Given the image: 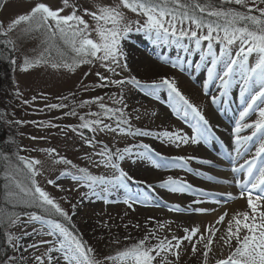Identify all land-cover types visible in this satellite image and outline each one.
<instances>
[{
  "label": "rangeland",
  "instance_id": "374dc122",
  "mask_svg": "<svg viewBox=\"0 0 264 264\" xmlns=\"http://www.w3.org/2000/svg\"><path fill=\"white\" fill-rule=\"evenodd\" d=\"M37 3H44L53 10L63 9L61 15L71 14L73 6H75L77 14L81 15L89 25H94L95 22L84 14V9L96 11L95 5L97 4L115 5L119 3V0H68L67 6L64 0H0V27L6 29L13 19L27 13ZM258 6L264 7V4ZM225 7L239 8L237 5H225ZM122 11L128 20H140L143 23L142 16H137L127 9H122ZM253 14L259 15L258 12ZM25 27L26 25L22 23L6 36L2 35L5 36L7 43L8 41L12 42L11 48L14 45L12 51L16 64L12 65L10 72L12 79L10 93L4 97L5 104L0 109L4 126L3 139L7 140L12 148L11 153L5 159H0L3 164L0 169V178L3 181L0 194V216L19 214L21 223L11 228L0 227L4 237V255L0 264H39L35 260L36 256H41L44 264H48L47 255L56 258L53 264H57V260L58 264H66L60 253H47V249L52 247V244L41 243V241L55 243L57 237L44 234L48 229L46 226H42L41 222L25 223L28 219L24 215L25 213L35 212L44 215L42 210L24 206L20 200L5 196L6 184L9 186L7 190L18 191L6 177H14L25 185L30 184V181L26 179L27 169L23 168V163L18 157L41 162L35 166L38 174L34 179L37 185L46 191L68 214L70 221L64 220L58 215L53 218L63 223L84 242L83 231V235L88 239L86 246L93 249V255L97 260H104L105 257L114 255L150 233H154L155 238L150 237L147 243L149 246H154L159 240H172L173 236L184 237L185 228L190 232L193 227H198L199 231L192 237L191 242L182 241L178 264H204V243L207 242V238L212 235V232L200 228L197 225V217L216 214L214 224L210 228L219 229L217 235H221L224 232L223 227L228 216L223 223L218 224L216 221L219 216L225 213V207L230 204H223L224 202L221 201L216 203V196L211 190L214 185L201 175L211 173L208 175L224 179V176L229 175V166L209 156L204 143H188L177 146L167 142L164 138H157V134L163 131L179 132L181 135L187 134L189 137L192 135L191 124L174 114L169 106V95L166 88L161 89L156 96H149L145 94V89L134 87L131 84L97 87V84L103 83L97 73L110 80L136 77L142 84L159 82L162 78L174 80L178 90L202 112L211 128L217 124L221 125L223 132L216 130L214 134L225 142L229 141L228 134L233 135L234 139L232 131L239 119V113L246 107V100L249 99L247 93L241 96L240 84L242 81L233 78L232 84L227 89V94L221 95L220 81L208 78L207 68L211 66L212 55L206 54L207 41L202 42L201 48L205 51H201V49H196L194 43L185 40L184 43L193 49L190 53H186L174 44L155 43L143 32L135 30L129 33L127 39L121 41L126 57L120 60V67L112 65L115 68L114 73L102 67L100 61L82 64L74 71H68L63 67L53 69L50 64L43 63L29 68L27 71H22L21 67L25 58H38L45 48L42 43L45 39L44 34L34 32L30 36H25L23 34ZM135 27L133 24V29ZM92 38L96 39L94 32ZM237 47L238 44L232 46V56H235ZM213 53L220 56L219 44L214 43ZM98 55L100 54L98 53ZM178 56L181 58L182 68L172 66ZM201 56L204 58L201 59ZM45 58H49L47 53H45ZM53 58L59 59L55 57V53H53ZM256 59V54L250 56L249 66L254 65ZM125 63L127 70L123 67ZM222 70L223 65L218 64L217 72ZM86 73L87 75H85ZM198 76H200V80H197ZM121 93L123 102L115 103V100H119ZM94 97H102V102L108 107L123 109V119L128 123L121 125L122 127L130 126L133 130L148 131L152 135H125L109 131L93 133L88 129L79 128L80 116H85V119H94L95 117H90L87 114L100 111L95 103L81 106L83 101L91 100ZM214 97L216 103H213ZM53 104H63L65 107H49ZM215 108L223 110L222 117L228 120L227 122L223 120L220 123ZM71 111H75L77 115H66ZM250 113L242 123L252 121ZM104 122L116 127L115 119H106ZM72 128H76L77 131L73 132ZM250 134L251 129L247 128L240 133V135ZM86 138L93 139V146H88L85 143ZM97 142H102V144ZM141 144L149 145L154 153L164 158L195 157L197 159H186V168H156L147 160H140L136 157L125 158L118 163L120 168L133 178L126 182L127 188L109 186L105 193L100 186H97L94 189L97 195H93L83 182L74 181L70 176L61 175L62 172L78 174L76 170L83 168L93 176L111 178L118 173L115 169L101 164V157L94 153L99 152L104 145L114 152L117 148L122 149L126 146ZM214 144H216L214 140L210 142V146ZM46 149H55V152L49 155L48 152L43 151ZM224 149L225 155H229L228 147L224 146ZM61 157L71 161V164L54 163ZM202 160L211 161L212 165L206 166L200 163L199 161ZM216 165L226 166L227 171H222ZM18 168L21 169L20 172H17ZM168 177L182 180L191 185L193 189H202L210 195H201L194 191L172 192L160 186L161 182ZM49 180L53 183H48ZM231 189L229 183H224V190L234 194V191H230ZM137 196L143 203L133 202L132 207H129L123 202L128 197ZM240 199L243 198L237 196V199L230 203ZM196 200L201 202L193 203ZM243 203L245 209L242 212H250L246 197ZM74 205L75 208H73ZM173 206H179L182 211H175ZM197 207L209 211L200 214L184 210ZM258 210L264 211V205L260 204ZM161 225L164 226L161 227ZM8 234L20 238L19 248H14L9 243ZM201 237L204 239L201 240ZM213 239L214 242L210 246L212 251L208 255V264H215L217 259L226 258L231 251L227 246L221 247L219 243L215 242V238ZM172 243L175 244V241L172 240ZM33 244L37 247H28ZM191 244H196V253L192 252ZM22 256L23 259H21ZM161 260H171L173 264H176L175 257L169 252H161L153 264H161ZM104 264H116V262L104 261Z\"/></svg>",
  "mask_w": 264,
  "mask_h": 264
},
{
  "label": "snow or ice",
  "instance_id": "6c2138e0",
  "mask_svg": "<svg viewBox=\"0 0 264 264\" xmlns=\"http://www.w3.org/2000/svg\"><path fill=\"white\" fill-rule=\"evenodd\" d=\"M64 3L67 6L68 0H64ZM259 4H264V0H251V3L250 0H119V3L115 5L97 4L95 5L96 11L84 9V14L95 22L94 25H89L81 15L77 14L75 6H73L71 14L61 15L63 9L53 10L44 3H37L30 11L13 19L6 29L0 27V35L5 36L22 23L26 25L23 29L25 36H30L34 32L44 34L45 39L42 43L45 48L43 52L38 58H25L21 67L22 71H27L29 68L39 66L42 63L50 64L53 69L63 67L68 71H74L82 64L100 61L102 67L114 73L115 68L112 65L120 67V60L126 57L121 41L127 39L129 33L135 30L136 32H143L155 43L174 44L186 53H190L193 49L184 43L185 40L194 43L196 49H201V51H205L201 48L202 42L207 41L206 54L212 55L211 66L207 68L208 78L209 80L218 79L220 81L221 95L227 94V89L232 84L233 78L239 76L242 81L240 84L241 96L247 93L249 99L246 100V107L239 113V119L233 129L235 156L229 154L228 158L233 165L231 168L232 173H244L243 180L235 179L234 183L240 189L239 198L246 197L250 212L244 211L234 214L227 221V228L221 235H217L219 229H206V231H211L212 235L204 243V264H208V255L212 251L210 246L214 242L213 238L221 247L227 246L231 249L226 258L217 259L215 264H264V211L258 210L260 207L259 201L264 200V107H258L259 104H264V7H259ZM225 5H237L239 8L225 7ZM122 9H127L137 16H142L144 18L143 23L140 20H128ZM254 12H258L259 15L253 14ZM133 24L136 26L135 29H133ZM93 32L96 39L92 38ZM214 43L220 45V56L213 53ZM8 44L12 45V42L8 41ZM237 44L235 56H232V46ZM10 50H14V45ZM45 53L48 54L49 58H45ZM53 53H55V57L59 58L58 60L53 58ZM253 54H256L257 59L254 65L249 66V57ZM203 58L201 56V59ZM9 59L12 65L16 64L14 58ZM180 60L181 58L178 56L172 66L182 68ZM218 64L223 65L221 72H217ZM123 67L127 70L126 63ZM97 76L103 82L97 84V87L131 84L134 87L145 89V94L149 96H156L164 88L168 90L169 106L174 114L191 124L192 135L189 137L187 134L181 135L179 132L163 131L157 134V138H164L167 142L177 146L188 143L207 144L214 139L209 121L178 90L174 80L162 78L159 82L142 84L136 77L110 80L99 73H97ZM113 97H115V94H113ZM102 100V97H94L91 100L82 102L81 106L95 103L100 111L87 114L90 117H95L94 119H85V116H80L79 128L88 129L93 133L109 131L125 135H152L148 131L133 130L130 126L128 128L122 127L121 125L128 123L127 120L123 119V109L108 107ZM122 102L123 95L121 93L119 100H115V103ZM213 103H216L215 97ZM49 107L58 108L65 107V105L53 104ZM253 111L257 112L258 118L251 123H242ZM117 113H119V116H117ZM66 115L75 116L77 114L75 111H71ZM106 119H115L116 127L114 128L111 124L105 123ZM68 127L71 128V126ZM245 128L251 129L250 135H240ZM72 131L76 132L77 129L72 128ZM250 142H254L255 151L251 153L249 159H245L243 164L237 166V160L249 154ZM85 143L88 146H93V139L86 138ZM97 143L102 144V142ZM43 151L51 155L55 152V149ZM94 155L100 156V163L105 167L115 169L118 175H113L111 178L97 177L89 174L83 168L76 170L78 174L61 173V175L70 176L74 181L83 182L93 195H97L94 191L97 186H100L105 193L108 191L109 186L127 188L126 182L133 180V178L121 169L118 163L125 158L136 157L140 160H147L156 168H186V159H197L195 157L164 158L154 153L147 144L131 145L122 149L117 148L114 152L104 145ZM18 159L23 163V168L27 169L26 179L30 181V184L25 185L14 177H6L18 191L7 190L9 186L6 184L5 196L6 198L20 200L24 206L36 207L42 210L44 215L35 212L25 213L24 215L28 217L25 223L38 221L41 222L42 226H46L48 231L44 234L57 237V240L55 243L52 241H41V243L52 244V247L47 249V253H60L66 264H104V261H113L116 264H153L156 258L161 255V252H169L175 257L176 264H178L182 241L191 242L192 237L199 231L198 227H193L190 232L185 228L184 237H172L175 244L172 243V240L163 239L159 240L154 246H149L147 243L150 237L155 238V234L150 233L136 243L118 251L115 255L107 256L104 260H97L91 247H87L68 227L53 218L58 215L63 217L64 220L70 221L68 214L46 191L37 185L34 179L38 174L35 166L41 162L35 159L27 160L24 157H18ZM199 162L211 164V161L208 160ZM54 163L67 165L71 164V161L61 157L59 160H55ZM20 171L21 169L18 168L17 172ZM206 178L213 180L211 176ZM48 183L51 184L53 181L49 180ZM220 183H232V181L225 180L220 181ZM160 186L172 192L194 191L199 192L201 195H209L202 189L195 190L186 182L172 177L162 181ZM224 195L227 198L225 202L237 199L232 193ZM105 202L108 201L105 200ZM123 202L129 207H132L133 202L143 203L139 196L128 197ZM200 202L199 200L193 201V203ZM216 203H220V201H216ZM173 207L175 211H182L179 206ZM73 208H75V205ZM184 210L200 214L209 211L198 207ZM226 216L227 212L219 216L216 223H223ZM18 223H21L19 214L7 217L0 216V227L7 226L11 228ZM163 226L161 225V227ZM25 235H28V233H25ZM7 239L14 248L20 247L19 237L8 234ZM203 239L201 237V240ZM28 247L35 248L37 245L33 244ZM191 248L193 253L197 252L196 244H191ZM21 259H23V256ZM55 259L52 255H47L48 264H53ZM35 260L39 264H44L41 256H36ZM161 264H173V261L161 260Z\"/></svg>",
  "mask_w": 264,
  "mask_h": 264
},
{
  "label": "trees",
  "instance_id": "16d2710c",
  "mask_svg": "<svg viewBox=\"0 0 264 264\" xmlns=\"http://www.w3.org/2000/svg\"><path fill=\"white\" fill-rule=\"evenodd\" d=\"M10 49L11 47L7 43L5 36L0 35V109L5 104L4 97L6 96V94L9 95L10 93L9 90L12 84V79L10 75L12 64L10 63L9 58H13V51ZM3 127H4L3 117L0 111V154H1L0 159L3 158L5 159L6 156L10 154L12 151V148L8 144V141L3 139L4 136ZM2 165H3L2 160H0V169ZM2 183L3 181L0 178V194L2 193ZM83 234L84 232L82 231L83 240L86 243V245H88L87 243L88 239ZM5 251H7V249H5ZM3 255H4V237H3V231L0 229V263L1 260L3 259Z\"/></svg>",
  "mask_w": 264,
  "mask_h": 264
},
{
  "label": "bare ground",
  "instance_id": "6f19581e",
  "mask_svg": "<svg viewBox=\"0 0 264 264\" xmlns=\"http://www.w3.org/2000/svg\"><path fill=\"white\" fill-rule=\"evenodd\" d=\"M234 79H240V78L237 75V76L234 77ZM197 80H200V76L197 77ZM231 89H232V87H231ZM258 107H264V104H259ZM220 111H223V110L221 109ZM220 111H219L218 108L216 109V112L218 113V117H219V119L218 118L217 119L220 120V123H221V122H223V117H221V114H220L221 112ZM250 115L253 116V117H256V119L258 118V115H257V112L256 111L251 112ZM215 128L218 131L223 132V129H222L221 125H218L217 124V126H215ZM228 136H229V141L226 142V145L229 147V153L233 156V155H235V150L233 149V146H232L233 145V141H232L233 135L228 134ZM249 151H251V148H249ZM209 152H210L211 155L214 154L212 151H209ZM218 153H219V155H221L220 152H218ZM227 158H228V156H227ZM225 180H226V178H224L221 181H225ZM213 189L214 190L215 189L216 190H220V189H222V187L216 186V187H213ZM243 202H244V198L243 199H240L238 201H235L234 203H232V204H230V205H228V206L225 207L224 211L227 212L228 218L225 221V226L223 227V230H225L227 228L226 227L227 226V220H229V218H231V216H233L237 212H242L245 209V207L243 205L244 204ZM215 218H216V214L214 216H207V217L206 216H201V217H197V225L200 228H202V229H205V230L206 229H209L211 226H213Z\"/></svg>",
  "mask_w": 264,
  "mask_h": 264
}]
</instances>
